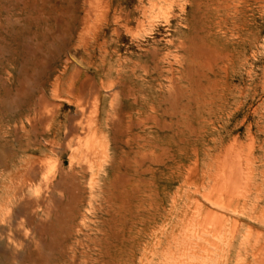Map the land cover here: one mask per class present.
Returning a JSON list of instances; mask_svg holds the SVG:
<instances>
[{
  "label": "rangeland",
  "instance_id": "374dc122",
  "mask_svg": "<svg viewBox=\"0 0 264 264\" xmlns=\"http://www.w3.org/2000/svg\"><path fill=\"white\" fill-rule=\"evenodd\" d=\"M16 2L0 157L36 175L0 205L8 264H264V0H25L27 31Z\"/></svg>",
  "mask_w": 264,
  "mask_h": 264
},
{
  "label": "bare ground",
  "instance_id": "6f19581e",
  "mask_svg": "<svg viewBox=\"0 0 264 264\" xmlns=\"http://www.w3.org/2000/svg\"><path fill=\"white\" fill-rule=\"evenodd\" d=\"M31 2V1H30ZM165 2V1H164ZM150 4V3H149ZM152 4V3H151ZM150 4V5H151ZM15 5V7L17 8V10H19V12H21V10H23L25 7H27V6H30L31 8H32V10H33V13H34V15L31 17V18H29V22H28V24H26V27L25 28H22V30L24 31V29L27 31V27H30V26H35V25H37L39 22H40V18H39V13L37 12V9H36V7L34 6V4H33V2H32V4L31 3H27V2H25V0L23 1V0H17V2L14 4ZM168 5V4H167ZM170 6V5H169ZM203 6V5H202ZM6 7V6H5ZM103 7V6H102ZM149 7V6H148ZM201 7H199V9H200ZM181 9V8H180ZM1 11L2 12H5V8H4V6L3 7H1ZM109 7H108V5H105V7H104V16H105V18H108L109 17ZM146 12H148V10H146V11H144V17H143V19H146L147 20V18H151L152 17V14H151V12H149L148 14H145ZM203 12V11H202ZM103 13V12H102ZM206 13V12H205ZM21 14V13H20ZM204 14V13H203ZM125 15V14H124ZM126 15H127V13H126ZM101 16V15H100ZM164 16V15H163ZM20 17V16H19ZM102 17V16H101ZM119 17H120V15H119ZM103 18V17H102ZM121 18V17H120ZM18 19H20V18H18ZM113 19L114 20H117V18H115L114 16H113ZM127 19V18H126ZM24 21V20H23ZM51 21V20H50ZM101 21V20H100ZM47 22V21H46ZM137 22V21H136ZM7 21L5 20V21H3L1 24H0V28H2V29H4L5 27H6V25H7ZM20 23V22H19ZM18 23V24H19ZM147 23V22H146ZM118 24V23H117ZM136 24V23H135ZM138 25H142V22H139V24ZM145 25V24H144ZM117 26V25H116ZM128 26H131V25H128ZM134 26V25H133ZM114 27V26H113ZM124 27H126V26H124ZM144 27V26H143ZM7 28V27H6ZM27 28V29H26ZM116 27H114V29H115ZM196 28V27H195ZM123 28H121V30H122ZM100 30V29H99ZM195 30V29H194ZM119 31V30H118ZM118 31H116V32H118ZM17 32V31H16ZM38 32V31H37ZM30 33V32H29ZM115 33V32H114ZM121 33V32H120ZM116 35V34H115ZM195 35V34H194ZM103 36V35H102ZM118 36V35H117ZM198 36V35H197ZM99 37V36H98ZM193 37V36H192ZM94 39V38H93ZM101 43V42H100ZM106 44V43H105ZM178 44V43H177ZM193 44V43H192ZM208 45V44H207ZM206 45V46H207ZM205 47V46H204ZM175 48H176V46H175ZM206 48V47H205ZM173 49V48H172ZM182 49V48H181ZM181 49L179 50V51H181ZM194 49V48H193ZM202 49V48H201ZM176 50V49H175ZM150 51V50H149ZM206 52V51H205ZM204 52V53H205ZM209 52V51H208ZM105 53H106V51H105ZM156 53V52H155ZM180 53H183V52H180ZM167 54V53H166ZM198 54V53H197ZM218 54V53H217ZM106 55V54H105ZM108 56V55H107ZM217 56V55H216ZM153 57V56H152ZM151 57V58H152ZM158 57V56H157ZM162 57V56H161ZM195 57V56H194ZM190 58V57H189ZM203 59V58H202ZM209 59V58H208ZM151 60V59H150ZM206 61H207V59H205ZM219 60V59H218ZM157 61V60H156ZM183 61V60H182ZM104 62V61H103ZM201 62V61H200ZM147 63V62H146ZM191 63V62H190ZM202 63V62H201ZM139 64V63H138ZM160 64V63H159ZM184 66V65H183ZM142 67V66H141ZM152 67H153V65H152ZM158 67H159V65H158ZM157 67V68H158ZM143 69H144V71L146 70V68L145 67H142ZM184 68V67H183ZM153 69V68H152ZM166 69V68H165ZM187 69V68H186ZM141 71V70H140ZM179 72V71H178ZM143 73V72H142ZM172 73V72H171ZM186 73V72H185ZM198 73V72H197ZM196 73V74H197ZM163 74V73H162ZM150 75V74H149ZM180 75V74H179ZM197 76H199V75H197ZM150 77V76H149ZM172 81V80H171ZM110 82V81H109ZM111 83V82H110ZM173 83V82H172ZM178 83V82H177ZM121 84V83H120ZM196 84V83H195ZM136 87V86H135ZM137 88V87H136ZM115 89V88H114ZM113 91L114 90H112V93H113ZM130 92V91H129ZM168 92H169V90H168ZM173 92V91H172ZM182 92V91H181ZM176 93V92H175ZM175 96V95H174ZM171 97V96H170ZM171 99V98H170ZM178 100V99H177ZM172 102V101H171ZM176 102H178V101H176ZM88 130V129H87ZM92 132V131H91ZM92 136V135H91ZM94 140V139H93ZM89 141H90V143H91V140L89 139ZM94 143V142H93ZM89 144V143H88ZM103 146V145H102ZM99 147V146H98ZM102 148V147H101ZM86 150V149H85ZM103 150V149H102ZM88 152V151H87ZM88 154V153H87ZM90 154V153H89ZM238 155V154H237ZM237 157V156H236ZM228 158V157H227ZM7 159V157H5V156H2V157H0V205H2V206H4V205H7V202L9 201L8 200V198H9V195H10V193H12L13 195H15V196H18L17 194H22L23 193V191L25 192V188H26V186H25V181H31L32 180V178H34V176L36 175V173H35V171H34V168H32L31 166H30V163L28 162V160H26V159H24V160H22L21 161V164H20V166H18V168H17V170L16 171H20L21 172V176H22V180H21V182L19 183V182H17L16 184H14L12 181H13V178L11 177V174L10 173H8L7 171H10L11 169H9V166H8V161L6 160ZM237 162H238V160H236ZM197 162V161H196ZM240 164V163H239ZM15 165V164H14ZM17 167V166H16ZM230 167V166H229ZM228 167V168H229ZM231 168V167H230ZM220 169V168H219ZM238 169V168H237ZM192 170V169H191ZM194 171H197V170H194ZM241 172V171H240ZM237 173V172H236ZM219 174V173H218ZM220 176V175H219ZM221 177V176H220ZM236 178V177H235ZM239 180V179H238ZM224 182V181H223ZM227 182V181H226ZM191 184V183H190ZM234 184V183H233ZM188 185V184H187ZM239 184H237V186H238ZM30 186V185H29ZM231 188V187H230ZM239 189V188H238ZM222 190V189H221ZM238 191V190H237ZM237 191H236V193H237ZM231 192V191H230ZM250 192V191H249ZM203 193V192H202ZM206 193V192H205ZM230 194V193H229ZM239 194V193H238ZM202 195H204V193L202 194ZM233 195H236L235 194V192H234V194ZM11 198V197H10ZM22 198V197H21ZM203 198V197H202ZM207 198V197H206ZM230 198V197H229ZM195 199V198H194ZM199 199V198H198ZM200 200V199H199ZM195 201V200H194ZM196 202V201H195ZM198 203V202H197ZM201 203V202H200ZM221 204V203H220ZM194 205H196V204H194ZM196 206H198V205H196ZM195 206V207H196ZM157 207V206H156ZM227 211V210H226ZM212 212H213V210H212ZM211 214V213H210ZM209 214V215H210ZM221 214V213H220ZM220 214H218V215H220ZM206 215V214H205ZM222 215V214H221ZM223 216V215H222ZM212 216H210V218H211ZM209 218V219H210ZM213 218V217H212ZM214 218H215V216H214ZM220 218V217H219ZM218 219V218H217ZM221 219V218H220ZM257 219V218H256ZM216 220V219H215ZM242 220V219H241ZM236 221V220H235ZM234 221V222H235ZM9 224L10 225V227H12L13 225H11V223H10V220H7L6 219V217L5 216H1V214H0V253H3V255L4 256H2V257H4V261H6V264H8V258H7V253L5 252V250L7 249L8 251H11V252H13L14 253V251H15V247L13 246V243L12 244H7V242L9 243V241L11 240H9V238H10V234L15 230V233H13L12 235H15V234H17L18 233V229L16 228V227H14L13 229H5V225L6 224ZM216 223V222H215ZM223 223V222H222ZM210 224V223H209ZM208 224V225H209ZM219 224V223H218ZM204 226V225H203ZM213 226H214V224H213ZM249 227V226H248ZM205 228V227H204ZM207 228H208V226H207ZM250 228V227H249ZM209 229V228H208ZM202 230H203V227H202ZM233 230V229H232ZM43 231V230H42ZM218 231V230H217ZM216 231V232H217ZM41 233V232H40ZM217 234V233H216ZM233 234V233H232ZM232 234H230V235H232ZM247 234V233H246ZM40 236V235H39ZM14 237V236H13ZM21 238V237H20ZM256 238V237H255ZM254 238V239H255ZM132 239V238H131ZM130 240V239H129ZM256 240H254V242H255ZM13 242V241H12ZM15 242V241H14ZM253 242V241H252ZM36 243V242H35ZM38 243V242H37ZM17 246V245H16ZM19 246V245H18ZM260 247V246H259ZM59 254V253H58ZM17 255V254H16ZM18 256V255H17ZM16 257V256H15ZM13 259H14V257H13ZM16 260V259H15ZM13 263V262H12ZM167 263V262H166ZM14 264V263H13Z\"/></svg>",
  "mask_w": 264,
  "mask_h": 264
}]
</instances>
